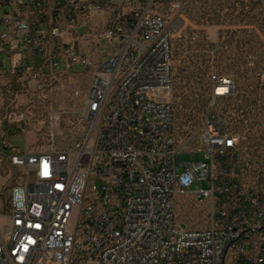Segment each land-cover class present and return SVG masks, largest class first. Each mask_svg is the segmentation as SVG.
Here are the masks:
<instances>
[{"label": "built area", "instance_id": "1", "mask_svg": "<svg viewBox=\"0 0 264 264\" xmlns=\"http://www.w3.org/2000/svg\"><path fill=\"white\" fill-rule=\"evenodd\" d=\"M126 2L0 0V148L20 171L0 264H264V154L246 142L264 147V109L250 124L210 111L177 128L179 19ZM103 12L102 27L78 29ZM79 70L86 85L67 93ZM208 90L212 104L238 93L216 73Z\"/></svg>", "mask_w": 264, "mask_h": 264}, {"label": "rangeland", "instance_id": "2", "mask_svg": "<svg viewBox=\"0 0 264 264\" xmlns=\"http://www.w3.org/2000/svg\"><path fill=\"white\" fill-rule=\"evenodd\" d=\"M156 3L158 11L168 19H179L180 23L173 38L171 99L176 127L196 130L210 111L238 116L250 124L264 109V0H156ZM251 69L259 73V78L253 79L254 85L258 86L246 90L241 87L242 75ZM210 73L233 77L237 82V95L212 104L208 90ZM88 79V72L76 71L66 82L67 93L72 84L83 87ZM248 106L250 110L241 113L240 110ZM249 137L246 142L251 153L263 155L264 147L255 148L256 140ZM23 141L13 139L22 147ZM191 157V154L180 155L181 160ZM194 159L202 160L204 154L195 153ZM19 175V170L1 164L0 215L6 212L10 191ZM177 209L183 217L193 214L185 207L178 206ZM195 225H204V222Z\"/></svg>", "mask_w": 264, "mask_h": 264}, {"label": "crops", "instance_id": "3", "mask_svg": "<svg viewBox=\"0 0 264 264\" xmlns=\"http://www.w3.org/2000/svg\"><path fill=\"white\" fill-rule=\"evenodd\" d=\"M76 1L94 2L97 0H76ZM102 1L112 9H122L124 11H126L128 9L127 2H126L127 0H102ZM106 16H107L106 12H103L101 14H95L92 17H90V19L87 22L81 23L79 25L78 29L83 30L86 27H91V28L102 27V25L104 24V20H105ZM8 129H9V132L11 133L12 141L14 138H19L20 140H23L22 136L17 135V134L16 135L13 134L12 128H8ZM26 139H27L28 143L31 144L34 141L33 134L28 133L26 135ZM18 146H20V145H18ZM20 147H22V146H20ZM9 153H10L9 150L0 148V155L3 157L4 166H6L7 168H9V167L12 168V166L8 162V158H7Z\"/></svg>", "mask_w": 264, "mask_h": 264}, {"label": "trees", "instance_id": "4", "mask_svg": "<svg viewBox=\"0 0 264 264\" xmlns=\"http://www.w3.org/2000/svg\"><path fill=\"white\" fill-rule=\"evenodd\" d=\"M259 78V73L254 71L253 69L245 71L242 75L243 83L241 84V87L243 86L246 90L250 87L257 88L258 85H254L253 79ZM238 89V88H237Z\"/></svg>", "mask_w": 264, "mask_h": 264}, {"label": "bare ground", "instance_id": "5", "mask_svg": "<svg viewBox=\"0 0 264 264\" xmlns=\"http://www.w3.org/2000/svg\"><path fill=\"white\" fill-rule=\"evenodd\" d=\"M224 91H225V88L224 87L220 89V92H223L224 93Z\"/></svg>", "mask_w": 264, "mask_h": 264}, {"label": "snow or ice", "instance_id": "6", "mask_svg": "<svg viewBox=\"0 0 264 264\" xmlns=\"http://www.w3.org/2000/svg\"><path fill=\"white\" fill-rule=\"evenodd\" d=\"M37 227H39V226H37Z\"/></svg>", "mask_w": 264, "mask_h": 264}]
</instances>
